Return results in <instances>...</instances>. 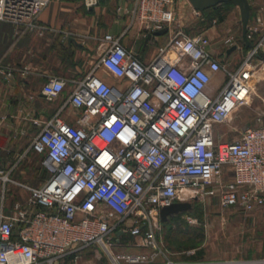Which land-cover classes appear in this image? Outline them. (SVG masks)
Here are the masks:
<instances>
[{
  "label": "built area",
  "instance_id": "1",
  "mask_svg": "<svg viewBox=\"0 0 264 264\" xmlns=\"http://www.w3.org/2000/svg\"><path fill=\"white\" fill-rule=\"evenodd\" d=\"M78 1L86 9L100 2ZM50 2L0 0V22L43 35L47 27L38 16ZM174 3L132 0L126 13V31L135 28L144 41L150 36L146 44L157 39L155 32L172 31L148 64L122 45L124 34L101 37L92 70L71 83L17 161L28 153L44 156L49 177L39 188L19 185L28 201L15 212L5 208L6 177L15 164L0 169V264H79L85 251L99 264H264V257L176 262L157 244L160 211L174 203L211 199L221 210L243 212L264 206V124L238 130L232 142L214 132L250 104L259 80L264 83V36L251 45L257 31L248 28L250 47L230 69L212 56L203 33L171 30ZM223 44L233 47L234 38ZM100 69L118 84L98 77ZM15 72L26 69L0 63V77ZM217 74L221 79L214 80ZM65 86L49 79L41 93L52 101ZM66 107L75 113L73 124L61 117ZM118 247L149 253H117Z\"/></svg>",
  "mask_w": 264,
  "mask_h": 264
},
{
  "label": "crops",
  "instance_id": "2",
  "mask_svg": "<svg viewBox=\"0 0 264 264\" xmlns=\"http://www.w3.org/2000/svg\"><path fill=\"white\" fill-rule=\"evenodd\" d=\"M108 1L100 0L99 6L92 9L83 6L87 12L81 13L78 6H72H82L78 0H51L49 8L44 9L38 16L39 23L47 27L43 35L25 29H15L0 22V63L21 70L26 69L24 75L15 72L11 79L0 77V163H8L14 157L18 161L29 145L26 144L25 136L31 127L50 119L68 97L71 83L82 79L92 70L98 60L100 39L104 34H124L121 38L124 47L131 48L144 63L152 61L153 57L146 52L149 43L145 44L135 28L126 31V13L132 7V0ZM179 3H182L186 11L183 14L175 12L177 22L202 20L204 12L196 16L191 5H185L183 1ZM248 3L251 8L248 28H256L257 31L253 42L250 43L253 45L264 36V0H248ZM106 4H114L115 8L108 10L104 6ZM234 8L240 14L238 7ZM215 22L213 20V23ZM176 27L179 26L174 25L171 30ZM213 28L214 26H211L204 31L187 34L192 36L203 33L210 40L208 50L212 56L219 62L226 63L234 51L227 54L228 47L223 44V40L233 36L225 35L215 42L216 33ZM171 33L172 31L162 35L165 36V44ZM158 37L160 36H157V39ZM157 39L151 43L156 44ZM245 44L247 48L250 47L246 42ZM236 45L234 41V46ZM97 75L111 85L118 84L117 79L103 69L98 70ZM213 78L221 79V75H214ZM49 79L66 82L63 92L52 101L45 99L41 93L43 85ZM212 84L214 85L215 81ZM262 84L264 85L263 82ZM47 102L51 105L47 106ZM61 117L73 124L75 113L70 107H66ZM0 169L3 170L1 167ZM225 179L229 181L231 176H226Z\"/></svg>",
  "mask_w": 264,
  "mask_h": 264
},
{
  "label": "rangeland",
  "instance_id": "3",
  "mask_svg": "<svg viewBox=\"0 0 264 264\" xmlns=\"http://www.w3.org/2000/svg\"><path fill=\"white\" fill-rule=\"evenodd\" d=\"M180 1H183L185 5L190 4L187 0H175V12L183 14L186 10L182 7V3H179ZM72 6H78L81 13L87 12L83 5ZM104 6L108 10L115 8L114 4ZM213 20L216 22L213 23ZM180 22L176 21L175 25L186 33H197L214 26L215 42L225 35L233 36L237 48L226 62L228 68L236 67L245 57L247 52L246 44L241 38L240 14L236 12L233 5H221L208 9L204 11L202 20L188 22L180 20ZM228 30H230L229 33ZM164 40L165 36H160L156 44L149 43L147 54L154 58L159 47L165 45ZM46 105L51 104L47 102ZM262 114H264V85L259 80L255 85V94L250 104L238 109L227 123L216 126L214 132L216 136L221 137L222 141L232 142L238 130L264 124V117L258 121V116ZM40 127V123L31 127L25 136L26 144L30 143ZM14 164V169L6 177L9 182H6L5 186V208L9 212L23 208L28 201V193L19 185L39 188L49 177L44 156L28 153L19 162L14 157L8 163H0V167L7 172ZM189 204L191 209L188 212L176 214L168 218L165 223L160 222V228L156 233L159 248L171 260L195 263L264 257V206L257 207L251 212H243L235 208L221 210L217 202L211 199L194 200ZM114 251L149 253L148 250H137L132 247H118ZM82 255L86 256L79 264L87 260H91L92 264H99L90 258L91 251H86Z\"/></svg>",
  "mask_w": 264,
  "mask_h": 264
},
{
  "label": "water",
  "instance_id": "4",
  "mask_svg": "<svg viewBox=\"0 0 264 264\" xmlns=\"http://www.w3.org/2000/svg\"><path fill=\"white\" fill-rule=\"evenodd\" d=\"M190 5L195 11L204 12L205 10L216 7L219 4L230 3L238 7L240 12V19L242 25V39L246 41V33L248 29V22L250 17V5L248 0H188ZM167 33V28L155 32L154 36H162ZM150 39V36L146 38L145 44ZM236 46H233L227 50V54L236 50ZM264 58V54L261 55ZM191 205L189 203H174L170 206L164 207L160 211V220L162 223L166 222L168 217L176 215L182 212L190 210Z\"/></svg>",
  "mask_w": 264,
  "mask_h": 264
},
{
  "label": "trees",
  "instance_id": "5",
  "mask_svg": "<svg viewBox=\"0 0 264 264\" xmlns=\"http://www.w3.org/2000/svg\"><path fill=\"white\" fill-rule=\"evenodd\" d=\"M221 5H230V3H226V4H219V5H217L216 7H218V6H221ZM215 7V8H216ZM206 11V10H205ZM247 50H248V48L246 47V52H247ZM33 154V153H32ZM191 209V208H190ZM189 211V210H188ZM188 211H186V212H188ZM182 213H184V212H182ZM174 215H172V216H170V217H173ZM170 217H168V218H170ZM168 220V219H167ZM165 223V222H164Z\"/></svg>",
  "mask_w": 264,
  "mask_h": 264
}]
</instances>
